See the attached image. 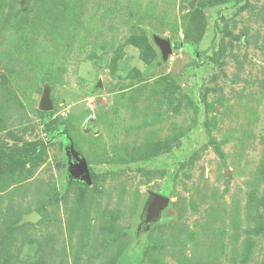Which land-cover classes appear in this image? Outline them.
Returning <instances> with one entry per match:
<instances>
[{
	"label": "rangeland",
	"instance_id": "rangeland-1",
	"mask_svg": "<svg viewBox=\"0 0 264 264\" xmlns=\"http://www.w3.org/2000/svg\"><path fill=\"white\" fill-rule=\"evenodd\" d=\"M0 264H264V0H0Z\"/></svg>",
	"mask_w": 264,
	"mask_h": 264
},
{
	"label": "water",
	"instance_id": "water-1",
	"mask_svg": "<svg viewBox=\"0 0 264 264\" xmlns=\"http://www.w3.org/2000/svg\"><path fill=\"white\" fill-rule=\"evenodd\" d=\"M154 44L158 47L161 52L162 60H167L168 55L171 53V46L168 40L162 39L158 36H153ZM101 84L98 83L97 87H100ZM42 110L50 111V101L48 92L44 94L42 103H41ZM75 162H78L77 165L74 167V173L82 175L83 178L88 179V169L86 163L78 157H74ZM152 202L148 208V219L154 218L157 216L160 211L166 206L167 199L159 196L157 194H153Z\"/></svg>",
	"mask_w": 264,
	"mask_h": 264
},
{
	"label": "flooded vegetation",
	"instance_id": "flooded-vegetation-1",
	"mask_svg": "<svg viewBox=\"0 0 264 264\" xmlns=\"http://www.w3.org/2000/svg\"><path fill=\"white\" fill-rule=\"evenodd\" d=\"M77 163H78V162H76V164H75L73 167H75V166L77 165ZM78 175H79V174H78ZM80 176H82V175H80ZM82 177H83V176H82Z\"/></svg>",
	"mask_w": 264,
	"mask_h": 264
}]
</instances>
